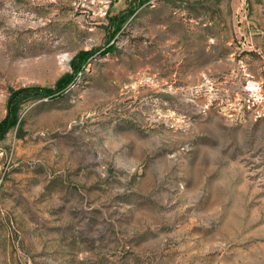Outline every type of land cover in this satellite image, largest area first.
Instances as JSON below:
<instances>
[{
	"label": "rangeland",
	"instance_id": "rangeland-1",
	"mask_svg": "<svg viewBox=\"0 0 264 264\" xmlns=\"http://www.w3.org/2000/svg\"><path fill=\"white\" fill-rule=\"evenodd\" d=\"M67 74L0 140V264H264V0H0V122Z\"/></svg>",
	"mask_w": 264,
	"mask_h": 264
},
{
	"label": "trees",
	"instance_id": "trees-1",
	"mask_svg": "<svg viewBox=\"0 0 264 264\" xmlns=\"http://www.w3.org/2000/svg\"><path fill=\"white\" fill-rule=\"evenodd\" d=\"M81 55H77L73 60L75 71H78V61ZM73 76L67 74L63 76L57 83V88L41 87V86H24L10 91L7 101V114L0 122V140L4 138L10 128L15 126L19 121V112L22 105L30 99L49 96L53 94L56 89H60L62 85H67L72 81Z\"/></svg>",
	"mask_w": 264,
	"mask_h": 264
},
{
	"label": "built area",
	"instance_id": "built-area-1",
	"mask_svg": "<svg viewBox=\"0 0 264 264\" xmlns=\"http://www.w3.org/2000/svg\"><path fill=\"white\" fill-rule=\"evenodd\" d=\"M9 157H10L9 152L6 151L3 146L0 145V181H1L2 168L4 167L5 163L9 160Z\"/></svg>",
	"mask_w": 264,
	"mask_h": 264
}]
</instances>
